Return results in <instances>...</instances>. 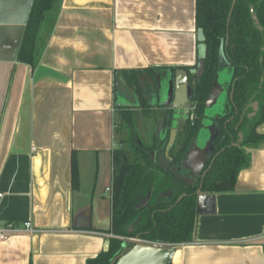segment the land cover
Listing matches in <instances>:
<instances>
[{
  "label": "crops",
  "instance_id": "0c3cea01",
  "mask_svg": "<svg viewBox=\"0 0 264 264\" xmlns=\"http://www.w3.org/2000/svg\"><path fill=\"white\" fill-rule=\"evenodd\" d=\"M32 3L0 0V223L39 231L0 241V264H87L110 247L120 124L144 106L162 114L175 70L189 77L204 53L197 0H54L34 67L18 57ZM245 151L170 264H264V138Z\"/></svg>",
  "mask_w": 264,
  "mask_h": 264
},
{
  "label": "trees",
  "instance_id": "16d2710c",
  "mask_svg": "<svg viewBox=\"0 0 264 264\" xmlns=\"http://www.w3.org/2000/svg\"><path fill=\"white\" fill-rule=\"evenodd\" d=\"M232 3L233 0H197L196 23L201 31L204 53L189 71L193 119L190 115L184 119L170 151L172 161L179 163L204 117L205 101L217 69L232 71L228 114L216 123L205 175L198 184L186 186L157 163L156 156L168 140L173 110L164 118L163 132L157 133L150 144L139 140L127 117L126 143L140 160L131 161L121 147L113 151L110 228L113 236L108 251L89 259L87 264H111L124 250L122 237L137 236L150 242L170 244L190 241L196 216V190L200 188L204 194L232 191L237 174L249 162L245 148L255 146L264 138L256 131L264 121V0H235L233 8ZM53 4L54 0H33L18 55L21 62L32 67L39 58L38 31ZM141 102L143 107L146 101ZM254 102L257 109L249 116ZM148 110L144 106L146 117L150 115ZM239 133L242 135L240 142ZM72 181L76 186L74 163ZM147 195L148 201L140 205Z\"/></svg>",
  "mask_w": 264,
  "mask_h": 264
},
{
  "label": "water",
  "instance_id": "95a60500",
  "mask_svg": "<svg viewBox=\"0 0 264 264\" xmlns=\"http://www.w3.org/2000/svg\"><path fill=\"white\" fill-rule=\"evenodd\" d=\"M235 0H233L232 8ZM231 8V9H232ZM256 21L255 16H252ZM188 73L185 69L179 68L174 72V79L168 81L165 99L159 104L163 108L173 110V123L169 130L168 140L163 150H160L156 156L158 165L169 171L176 180L186 186L198 184L199 180L205 175L202 171L207 163L211 151V140L216 131V123L224 118L228 112L224 109L229 105L232 97V80L233 72L227 68H218L213 79L209 94L205 101L204 117L200 120L198 130L192 139L188 150L181 158L179 163H174L170 156L171 148L176 137V111L185 110L189 112L191 108L192 90L188 82ZM254 111L249 115H254L257 109L256 102ZM186 118V117H185ZM184 118V119H185ZM239 142L242 135L239 133ZM197 199L195 213L196 215L203 212L213 211V195L204 194L200 188L196 190ZM149 199L147 195L140 203H146ZM124 250L115 257L111 264H168L173 255L174 245L170 243H157L142 240L135 237L124 239ZM109 241L106 242L108 246ZM126 244L129 246L125 247ZM107 250V248H104Z\"/></svg>",
  "mask_w": 264,
  "mask_h": 264
},
{
  "label": "rangeland",
  "instance_id": "374dc122",
  "mask_svg": "<svg viewBox=\"0 0 264 264\" xmlns=\"http://www.w3.org/2000/svg\"><path fill=\"white\" fill-rule=\"evenodd\" d=\"M148 111L150 113L148 117L144 116V114L140 110L132 111L130 113L138 138L141 142L145 144H150L153 142L154 136L157 134V130L160 127L161 123L160 110H153L149 108ZM181 126L182 124L180 125V129ZM120 128L122 130V135H120L118 140L120 147L126 151L131 161H139L140 159L135 157L130 146L126 143V139L128 136V128L126 121H122V123L120 124Z\"/></svg>",
  "mask_w": 264,
  "mask_h": 264
},
{
  "label": "built area",
  "instance_id": "2783aa9c",
  "mask_svg": "<svg viewBox=\"0 0 264 264\" xmlns=\"http://www.w3.org/2000/svg\"><path fill=\"white\" fill-rule=\"evenodd\" d=\"M190 119H193V114L190 115ZM107 190H111V189L107 188ZM38 231L39 229L33 225L31 220H25L21 222L5 221V222L0 223V241L6 240L12 235L33 234ZM260 237L264 238V228L261 231ZM122 238L127 239L130 237H122Z\"/></svg>",
  "mask_w": 264,
  "mask_h": 264
},
{
  "label": "flooded vegetation",
  "instance_id": "af4514ba",
  "mask_svg": "<svg viewBox=\"0 0 264 264\" xmlns=\"http://www.w3.org/2000/svg\"><path fill=\"white\" fill-rule=\"evenodd\" d=\"M188 80H189V79H188ZM187 83L189 84V81H188ZM226 107H227V106H226ZM226 107H225V109H224L225 112H226ZM252 107H253V111H254V104H252ZM191 110H192V105H191V108H190L189 112L185 114V117H187L188 115H191V114H190ZM170 111H171V109L163 108V112H162V114H161V115H162V119H163V121H162L160 127L158 128V134H161V132H163L164 118H165L166 115H167V116H170ZM253 111H252V112H253ZM173 113H174V112H172L171 114L173 115ZM175 115H176V113H175ZM189 117H190V116H189ZM183 122H184V120L182 121V124H183ZM179 131H180V129L176 132V137L178 136ZM176 137H175V139H176ZM239 138H240V137H239ZM205 165H206V164H205ZM204 167H205V166H204ZM202 171H204V168H203Z\"/></svg>",
  "mask_w": 264,
  "mask_h": 264
}]
</instances>
